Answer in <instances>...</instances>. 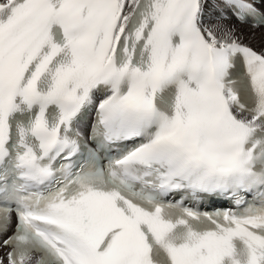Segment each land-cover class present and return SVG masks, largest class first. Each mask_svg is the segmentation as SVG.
Listing matches in <instances>:
<instances>
[{"label": "snow or ice", "instance_id": "obj_1", "mask_svg": "<svg viewBox=\"0 0 264 264\" xmlns=\"http://www.w3.org/2000/svg\"><path fill=\"white\" fill-rule=\"evenodd\" d=\"M238 25L264 0H0V264H264Z\"/></svg>", "mask_w": 264, "mask_h": 264}, {"label": "bare ground", "instance_id": "obj_2", "mask_svg": "<svg viewBox=\"0 0 264 264\" xmlns=\"http://www.w3.org/2000/svg\"><path fill=\"white\" fill-rule=\"evenodd\" d=\"M240 32L243 34V37L249 35L248 31L254 32L252 39L249 38L250 46L259 50L264 47V27L252 29L249 25H238Z\"/></svg>", "mask_w": 264, "mask_h": 264}, {"label": "rangeland", "instance_id": "obj_3", "mask_svg": "<svg viewBox=\"0 0 264 264\" xmlns=\"http://www.w3.org/2000/svg\"><path fill=\"white\" fill-rule=\"evenodd\" d=\"M249 35H247L246 37H244V42L247 44H250L249 42V38L252 39L253 34H255L254 32L248 31Z\"/></svg>", "mask_w": 264, "mask_h": 264}]
</instances>
